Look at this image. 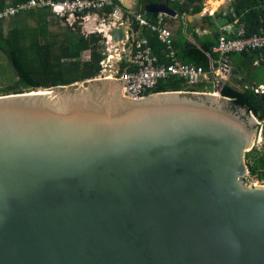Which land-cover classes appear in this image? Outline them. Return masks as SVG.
<instances>
[{
  "label": "water",
  "instance_id": "95a60500",
  "mask_svg": "<svg viewBox=\"0 0 264 264\" xmlns=\"http://www.w3.org/2000/svg\"><path fill=\"white\" fill-rule=\"evenodd\" d=\"M221 89L0 96V264H264V185L244 181L259 119Z\"/></svg>",
  "mask_w": 264,
  "mask_h": 264
},
{
  "label": "trees",
  "instance_id": "16d2710c",
  "mask_svg": "<svg viewBox=\"0 0 264 264\" xmlns=\"http://www.w3.org/2000/svg\"><path fill=\"white\" fill-rule=\"evenodd\" d=\"M29 0H0V9L8 5L25 3ZM60 1V0H54ZM167 7L178 12L190 10L192 14L202 11L204 0H164ZM112 4L107 6L103 12L111 13L115 7H120L128 12L121 2L111 0ZM159 0H140L138 3L145 6L149 3H157ZM144 12V8H141ZM155 18L156 14H147ZM222 17L226 21H233L235 16H242L243 27L241 31L245 36L258 34L264 31V0H233L231 4L222 11ZM55 17L48 10H37L19 14L9 21H0V51L7 57L17 77L13 83L1 88L3 95L23 93L37 88L49 89L56 86L82 83L96 77L100 70V61L103 55L98 50V42L101 36L93 35L84 38L79 31L71 27L63 29L59 34L53 35L49 25ZM34 19L35 25H29L28 21ZM60 20V19H59ZM145 38L153 53L161 62L167 63L164 46L159 42L156 34L145 28ZM220 31L214 29L213 35L198 36L194 34L195 42H181L179 37L174 39L177 58L185 63L202 66L209 70L210 62L218 60L219 56L214 52L217 46ZM237 34H231L234 37ZM90 51V58L83 59V53ZM263 52L248 51L238 54H230L228 59L234 55L244 60V68L250 71L248 77L241 76L239 88L224 84L221 95L231 98L234 105L244 107L252 112L260 121H264V100L251 89L244 86L249 84H264L259 81L258 69L264 73V63L254 67L253 63ZM264 54V53H263ZM133 68L129 62H123L121 69ZM256 70V71H255ZM264 75V74H263ZM194 91L184 81L177 78H168L157 82L154 93L163 91ZM250 175L259 179L264 178V153L252 156L248 162ZM253 176V175H252Z\"/></svg>",
  "mask_w": 264,
  "mask_h": 264
},
{
  "label": "built area",
  "instance_id": "2783aa9c",
  "mask_svg": "<svg viewBox=\"0 0 264 264\" xmlns=\"http://www.w3.org/2000/svg\"><path fill=\"white\" fill-rule=\"evenodd\" d=\"M118 1L122 3L124 0ZM111 4V0H29L0 9V21L7 22L22 13L48 10L60 20L78 19L84 26L87 22L93 23L95 15H97L96 20L99 19V13ZM164 15V13L157 14L160 20L157 23L152 21L146 11L134 14V19L139 26L146 27L156 34L157 39L164 46L167 63L161 62L153 53L146 38L130 42L127 34L122 50L112 47L110 45L111 30L119 26L128 27V22L124 20L122 10L118 6L111 13L102 17L98 32L102 33L105 39V50L103 59L100 61V70L94 79H114L121 82L124 94L134 100H140L153 94L157 82L168 78L182 80L189 88L194 89V91L185 90L186 92L215 93V89L220 90L225 84L226 78L232 73L228 59L230 54L248 51L264 53V31L250 36H245L243 31H239L232 37L231 28L224 26L221 28L217 46L214 48V52L218 54L219 58L216 61H211L209 70L206 71L202 66L185 63L177 58L173 32L161 25ZM263 53L254 61V67L264 63ZM123 62L131 63L133 68L127 67L122 70ZM244 87L251 89L264 100V84H249ZM259 125L261 141L262 135L264 136V121L259 120ZM245 179L248 184L264 185V178L254 177L250 175V172Z\"/></svg>",
  "mask_w": 264,
  "mask_h": 264
},
{
  "label": "crops",
  "instance_id": "0c3cea01",
  "mask_svg": "<svg viewBox=\"0 0 264 264\" xmlns=\"http://www.w3.org/2000/svg\"><path fill=\"white\" fill-rule=\"evenodd\" d=\"M139 1L140 0H126L125 2L128 7L125 8L128 9V12H124L121 9L124 20L128 22L127 28L129 29L128 36L130 42L145 38L144 30L146 27H141L138 25V23L134 19V14L141 12V8H144V11H146L145 7L149 4H153L149 3L145 6H142L138 3ZM159 1L160 2H157V4H165L164 0ZM232 1L233 0H204L202 11L196 14H192L190 10H187L186 12H178L172 9L175 14L166 15L164 13L165 15L161 20V25L169 28L173 32L174 39L179 37V32H182L183 30V32H185L187 36L184 41H189L194 44H197L195 42L194 34H197L198 36H212L214 29L217 28L221 32V28L224 26H229L231 28L232 33L235 34L236 32L241 31V28L243 27V22L241 21L242 16L234 15L233 21H226V19L223 18L221 15L222 11H224L231 4ZM101 13L103 14V17L106 16V12ZM147 14L149 13L147 12ZM157 14L158 13H156L155 18L150 17L152 21L156 23L160 21L157 17ZM96 18L97 15L93 16L94 21H96ZM181 24H183L184 26L183 29L181 28ZM229 61L232 67V73L226 78L225 84L235 88H239L238 79H240L241 76L248 77L250 71L244 68V60L237 55L232 56Z\"/></svg>",
  "mask_w": 264,
  "mask_h": 264
},
{
  "label": "rangeland",
  "instance_id": "374dc122",
  "mask_svg": "<svg viewBox=\"0 0 264 264\" xmlns=\"http://www.w3.org/2000/svg\"><path fill=\"white\" fill-rule=\"evenodd\" d=\"M103 12V11H101ZM99 13L100 18L97 19L96 21L92 22H87L86 24L81 23V21H79L78 19H73V18H69L68 20L66 19H55V18H51V20L53 21L50 25H49V29L50 32L53 35H57L59 34L63 29L67 28V27H71L72 30L74 31H79L80 34L84 37V38H88L90 39L91 36L93 35H97V36H101V40L98 42V50L101 52V54L103 55L104 50H105V39L103 37L102 33H99L98 30L100 28V22H101V18L103 17L102 13ZM28 24L31 25H35L36 21L34 19H30L28 21ZM181 28L183 29L184 26L183 24H181ZM174 30V29H173ZM175 31V30H174ZM186 34L185 32H179V40H181L182 42L184 41V39H186ZM90 58V51H86L83 53V59L84 60H88ZM257 74L259 76V81L263 82L264 79V73L262 71V69H258ZM94 79V78H93ZM15 80H17V77L11 67V64L9 62V60L7 59V57L0 51V89L6 87L7 85L13 83ZM28 92V91H27ZM213 92V91H212ZM3 93L0 91V96H2ZM254 128V132L257 131L258 135H260L261 132V128L260 125H258V129ZM264 133V130H263ZM263 136V135H262ZM262 154L264 153V144L263 142H260L258 144H256L253 149L249 150L246 152V159H247V163L249 161H251L252 156L256 155V154ZM253 176L255 174H252ZM244 181L247 183V180L244 179ZM248 184V183H247Z\"/></svg>",
  "mask_w": 264,
  "mask_h": 264
},
{
  "label": "bare ground",
  "instance_id": "6f19581e",
  "mask_svg": "<svg viewBox=\"0 0 264 264\" xmlns=\"http://www.w3.org/2000/svg\"><path fill=\"white\" fill-rule=\"evenodd\" d=\"M212 2V1H211ZM211 4V3H210ZM213 7V6H212ZM101 32H103V31H101ZM263 143H264V138H262V140H261Z\"/></svg>",
  "mask_w": 264,
  "mask_h": 264
}]
</instances>
